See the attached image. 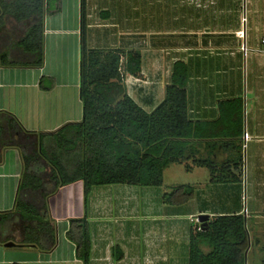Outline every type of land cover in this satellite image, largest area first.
I'll use <instances>...</instances> for the list:
<instances>
[{"label":"crops","instance_id":"0c3cea01","mask_svg":"<svg viewBox=\"0 0 264 264\" xmlns=\"http://www.w3.org/2000/svg\"><path fill=\"white\" fill-rule=\"evenodd\" d=\"M239 1L227 0L224 7L219 0L209 23L207 4L217 0H188L197 4L183 10L179 30L140 34L136 24L140 7L135 2L131 7L125 0H87L90 48L141 52V71L127 72L123 84L146 111L164 100L174 63L187 64L189 116L197 123L196 136L187 140L181 162L166 169L181 165L185 181L173 185H189L193 192L187 201L166 203L163 190L156 186L95 185L86 205L83 181L61 185L46 201L56 245L51 250L27 246L18 219L3 218L20 216L14 213L24 170L21 151L5 147L0 162V264H84L67 237L70 220L84 216L92 237L90 264H189L191 233L201 228V215L208 216L209 224L217 216L242 214L246 226L251 216L264 218V54L257 51L264 37V18H257L252 6L248 14L243 12ZM51 5L44 19L43 66L0 62V113L12 114L25 131L37 135L83 120L81 0H53ZM223 13L231 16L223 18ZM22 29L23 24L13 18L0 27V52L16 59L29 57L17 44ZM242 30L245 38L238 35ZM148 35L167 38L155 40ZM174 35L180 38H169ZM42 78L48 89L41 86ZM244 183L251 204L245 209L241 204ZM247 230L246 264L254 248L250 227ZM9 241L15 245L6 246ZM201 247L210 250L206 244ZM256 264H264V259Z\"/></svg>","mask_w":264,"mask_h":264},{"label":"trees","instance_id":"16d2710c","mask_svg":"<svg viewBox=\"0 0 264 264\" xmlns=\"http://www.w3.org/2000/svg\"><path fill=\"white\" fill-rule=\"evenodd\" d=\"M53 0H0V27L10 18L23 24L17 42L27 59L0 52L5 66L41 67L44 64V19ZM56 11L59 10L57 6ZM87 0H81L80 97L83 120L55 132L33 134L17 118L0 113V162L5 147L21 151V176L17 210L22 243L51 250L56 228L47 216V198L61 185L83 181L85 204L95 185L130 184L161 186L164 171L181 162L187 140L196 136L197 123L189 116L188 68L173 65L164 100L151 112L126 92L120 73L122 56L126 72L141 71V52L90 48L87 44ZM41 86H49L41 79ZM237 113V112H236ZM238 113L241 114V108ZM204 165H210L205 160ZM163 196L166 203H182L192 195L189 185L174 186ZM67 237L76 245L77 257L91 262L92 237L87 217L70 220ZM201 244L210 247L204 251ZM249 234L242 214L217 216L191 233L189 264H246Z\"/></svg>","mask_w":264,"mask_h":264},{"label":"rangeland","instance_id":"374dc122","mask_svg":"<svg viewBox=\"0 0 264 264\" xmlns=\"http://www.w3.org/2000/svg\"><path fill=\"white\" fill-rule=\"evenodd\" d=\"M129 2V5L132 7L134 2L140 7L139 14L136 18L137 25L140 27V34L144 31H152L154 30L156 34H164L166 30L171 28L175 30H179L181 24L183 23L182 12L183 10L192 8L196 6L197 3H190L188 0H125ZM227 0H222V6H226ZM233 1V0H231ZM247 4H244V0H240L242 11L248 14V8L254 7L255 15L257 18H264V0H246ZM207 4V3H206ZM220 5L219 0L217 2L208 3L207 11H206V21L212 23L214 21V9L218 8ZM128 6V5H127ZM202 7V5H200ZM195 8V7H194ZM203 9H199L202 12ZM194 11V10H193ZM196 11V10H195ZM246 14H244L243 21L246 18ZM223 18L231 14H222ZM229 16V17H230ZM218 16H216L217 18ZM228 18V17H227ZM133 20V19H132ZM225 20V19H224ZM246 23V21H245ZM248 23V22H247ZM264 23V19H263ZM159 32V33H158ZM178 33V32H177ZM148 34V33H147ZM140 37V35L138 36ZM141 38H145V36H141ZM149 39L155 40H163L167 38L166 36H146ZM173 41H177L180 36L174 35L169 36ZM126 58L125 56H123ZM246 95H244V98ZM245 108V107H244ZM244 117H246V113L244 111ZM250 147H248V151ZM247 148H243V162L245 163ZM185 174L182 171L181 165L175 164L172 165L169 170H165L164 173V183L161 186H156L157 188H161L163 190V195L165 193H171L174 189L173 185L175 183H183ZM155 187V188H156ZM249 195V194H248ZM247 190L245 187V183L243 189H241V204H243L244 209L248 206L250 207V199L248 198ZM245 211V210H244ZM255 216V215H254ZM254 216H251V219H248L247 228L251 229V243L254 248L251 255L248 257V264H256L257 259H264V218L255 219ZM251 262V263H250Z\"/></svg>","mask_w":264,"mask_h":264},{"label":"built area","instance_id":"2783aa9c","mask_svg":"<svg viewBox=\"0 0 264 264\" xmlns=\"http://www.w3.org/2000/svg\"><path fill=\"white\" fill-rule=\"evenodd\" d=\"M244 21H246V18H245V20ZM238 35L241 37V38H245V32L242 30V31H239L238 32ZM243 48V51L244 52H246L247 51V48H246V46L245 47H242ZM257 51H259V52H261V53H263L264 54V37L263 38H261V40H260V47L258 48V50ZM122 65H121V67H120V73H121V75L123 76V78H124V76L126 75V69H125V66H124V62L126 61V58H124L123 56H122ZM247 139H248V134L247 133H245L244 134V140H245V142L247 141ZM245 213H246V210H245Z\"/></svg>","mask_w":264,"mask_h":264},{"label":"water","instance_id":"95a60500","mask_svg":"<svg viewBox=\"0 0 264 264\" xmlns=\"http://www.w3.org/2000/svg\"><path fill=\"white\" fill-rule=\"evenodd\" d=\"M207 218H208V216L201 215V217H200V220L202 221V226L201 227H204V226L208 225L207 222L205 221ZM5 245L8 246V247H12V246L15 245V243L12 242V241H9Z\"/></svg>","mask_w":264,"mask_h":264}]
</instances>
